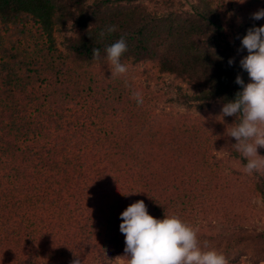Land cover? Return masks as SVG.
<instances>
[{"label":"trees","instance_id":"trees-1","mask_svg":"<svg viewBox=\"0 0 264 264\" xmlns=\"http://www.w3.org/2000/svg\"><path fill=\"white\" fill-rule=\"evenodd\" d=\"M91 1L0 0V264L127 262L107 253L127 258L120 214L136 201L156 219L192 210V224L199 216L235 226L230 244L215 242L226 257L234 254L228 264L264 262V233L249 217V199L235 192L236 174L225 173L224 159L211 167L226 148L232 118L222 121L221 109L209 104L223 105L242 91L237 74L249 83L239 67L248 53L237 49L249 28L260 27L250 16L264 0H229L231 23L211 0L193 1L190 11L180 0H165L167 15L132 6L139 0ZM109 25L117 31L101 38ZM121 36L127 51L120 62L130 75L105 77L91 89L92 81H73L75 70L62 82L70 60L90 66L98 48V62H107L105 48ZM170 76L192 92L175 87L178 101L211 116H154L133 98ZM74 173L83 183L81 198L96 204L95 214L102 211V223L91 228L56 196V178L72 180ZM261 187L252 194L264 202ZM19 247L27 258L11 259Z\"/></svg>","mask_w":264,"mask_h":264},{"label":"clouds","instance_id":"clouds-1","mask_svg":"<svg viewBox=\"0 0 264 264\" xmlns=\"http://www.w3.org/2000/svg\"><path fill=\"white\" fill-rule=\"evenodd\" d=\"M252 20L264 19V9L252 13ZM117 31L116 25H109L100 32V37ZM247 51L239 61V67L247 73L251 82L245 84L240 74L234 83L242 89L235 98L223 103L220 116L236 117L229 126L228 137L235 140L233 147L240 153L246 164L243 172L252 175L264 171V157L257 149L264 148V26L251 27L240 39L237 52ZM106 59L112 66V76L127 73V66L121 61L127 51L125 37L107 46L104 50ZM94 60L101 59L98 48L92 49ZM235 60L227 63L233 66ZM138 104L143 103V94L137 90L132 93ZM123 221L119 231L124 235L125 257L127 264H228L226 257L215 250L203 251L197 238V231L179 218L164 217L156 219L148 214L143 201H136L120 214ZM207 247V245H205ZM74 264H79L75 261Z\"/></svg>","mask_w":264,"mask_h":264},{"label":"rangeland","instance_id":"rangeland-1","mask_svg":"<svg viewBox=\"0 0 264 264\" xmlns=\"http://www.w3.org/2000/svg\"><path fill=\"white\" fill-rule=\"evenodd\" d=\"M181 4H183V10L190 11L191 4L193 1L196 0H180ZM212 7L216 10L220 9L225 14L224 20L227 23H231L232 19V12L229 10V0H211ZM89 3L93 1L88 0ZM168 4L165 0H139L136 3H133L132 6H136L140 9H143L147 12H157L162 15H167ZM260 22V26H264V19L258 20ZM74 32V31H73ZM72 32L66 33L67 36L71 35ZM75 33V32H74ZM76 35L80 34V31H76ZM59 50H62V47H58ZM68 67L66 69L65 77L63 78L62 82L66 83L68 79L75 77L76 75L73 72L76 70L78 76L73 80L75 81H82L88 82L92 81L90 88L97 86V81L99 80V85L101 82L106 83L109 78H111L112 66L110 63L107 62H95L90 64V66L85 64H79L73 60L67 64ZM127 74H131L127 71ZM105 77H109L108 79ZM136 84L143 85L142 81L143 78H134ZM249 82L250 79H249ZM150 84V82L148 83ZM175 87H182L184 90L186 89L185 93L187 95L192 94L190 90H187V85L180 81L173 80V77H168L164 81L156 84L151 83L149 86V90L143 91V103L146 105V108L149 109L150 113L154 116H165V115H173L178 116L180 114H185L188 118H197V117H210L211 114L204 110H198L195 108V105L186 106L183 105L177 98V92ZM212 107L217 106L218 108H222V104L219 100L210 101L209 103ZM94 113V108L91 111V115ZM229 126H231L234 121L237 119L236 117H230ZM235 144V140L233 138H228L226 142V148L223 147L221 151L213 155L211 160V167L220 166L221 159H224V162H221L226 167L230 168L226 170V174H232V171L236 174V188L235 192H237V196L245 197V199H249V210L250 216L254 217L255 220V227L258 231H262L264 233V202L262 199L258 197L256 194L262 189L261 185L264 184V171L255 172L252 175H248L243 172V165L246 164L245 158L236 151L233 147ZM258 155L264 157V154L260 152V148L257 149ZM197 151L192 150V161L197 159ZM162 161L167 167L168 160L162 158ZM172 166V163H171ZM72 180H68L65 177H57L56 179L59 180V184L54 187L56 192L58 193L56 196L61 198V203H69L66 205L65 212L70 214L76 212L77 216L79 213L83 214V222H86L87 227L91 228L92 225L96 226L99 222L102 223L100 219V211L98 214H95L96 211V204L91 206V203L88 201H84L81 198V191L83 190V183L80 181V177L76 173L73 174ZM188 181L193 180V176L187 178ZM199 188V187H198ZM200 189V188H199ZM199 192V191H197ZM75 201V203H73ZM95 203V202H94ZM65 206V205H64ZM64 215V214H61ZM194 215V211L187 210L181 212V217L179 218L184 223L188 224L194 230L197 231V238L200 242L201 248L203 251L215 250L218 253L223 254V252L219 251V245H216L215 242L220 243V245H228L231 241L235 239V235L237 232V228L228 227V226H221L218 220L213 219L210 223L204 220L203 218L197 217V221L195 223H191L192 220L190 217ZM91 216V217H90ZM188 219V220H187ZM99 220V222H98ZM104 223V218H103ZM106 226V224H104ZM79 230V229H78ZM77 229H74L73 232H79ZM123 239L119 238L121 244L125 248V243L122 242ZM223 243V244H222ZM19 244H17L18 246ZM207 245V247H205ZM20 253L14 255L11 259H25L27 258V252L22 250L19 247ZM226 254V253H225ZM107 259H127L122 258L118 254H115L113 250L107 253ZM225 256V255H224ZM110 257V258H109ZM120 257V258H119ZM226 257V256H225ZM234 254L226 257V259L234 258ZM239 259H246V257H241ZM254 259V258H250ZM113 264H127V262L117 260ZM244 264V263H242ZM260 264H264L261 262Z\"/></svg>","mask_w":264,"mask_h":264}]
</instances>
